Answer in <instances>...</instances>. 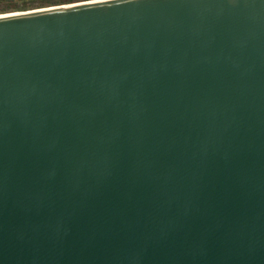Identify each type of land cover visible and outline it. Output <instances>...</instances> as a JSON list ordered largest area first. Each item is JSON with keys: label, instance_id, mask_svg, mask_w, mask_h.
Here are the masks:
<instances>
[{"label": "water", "instance_id": "obj_1", "mask_svg": "<svg viewBox=\"0 0 264 264\" xmlns=\"http://www.w3.org/2000/svg\"><path fill=\"white\" fill-rule=\"evenodd\" d=\"M0 264H264V0L0 13Z\"/></svg>", "mask_w": 264, "mask_h": 264}, {"label": "rangeland", "instance_id": "obj_2", "mask_svg": "<svg viewBox=\"0 0 264 264\" xmlns=\"http://www.w3.org/2000/svg\"><path fill=\"white\" fill-rule=\"evenodd\" d=\"M62 1L63 0H27L28 2L27 4L31 7L30 9H32V8L43 7L48 5L61 4ZM73 1H82V0H73ZM24 3H25L24 0H16V1L0 0V13L21 10L19 8L24 6L23 5Z\"/></svg>", "mask_w": 264, "mask_h": 264}, {"label": "trees", "instance_id": "obj_3", "mask_svg": "<svg viewBox=\"0 0 264 264\" xmlns=\"http://www.w3.org/2000/svg\"><path fill=\"white\" fill-rule=\"evenodd\" d=\"M6 1H9V0H6ZM10 1H16V0H10ZM24 1H25V3L23 4L24 6L20 7L19 9H21V10L30 9L31 7L27 4L28 3L27 0H24ZM72 1L73 0H63L62 2L67 3V2H72Z\"/></svg>", "mask_w": 264, "mask_h": 264}]
</instances>
